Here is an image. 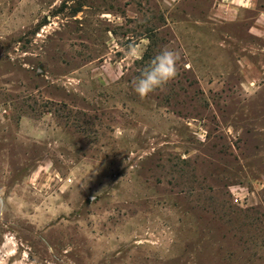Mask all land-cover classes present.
Here are the masks:
<instances>
[{"label":"rangeland","instance_id":"374dc122","mask_svg":"<svg viewBox=\"0 0 264 264\" xmlns=\"http://www.w3.org/2000/svg\"><path fill=\"white\" fill-rule=\"evenodd\" d=\"M0 264H264V0H0Z\"/></svg>","mask_w":264,"mask_h":264},{"label":"clouds","instance_id":"9594fccd","mask_svg":"<svg viewBox=\"0 0 264 264\" xmlns=\"http://www.w3.org/2000/svg\"><path fill=\"white\" fill-rule=\"evenodd\" d=\"M180 60L181 55L178 51L161 49L132 81L134 92L143 100L157 90H166V87L179 75Z\"/></svg>","mask_w":264,"mask_h":264},{"label":"crops","instance_id":"0c3cea01","mask_svg":"<svg viewBox=\"0 0 264 264\" xmlns=\"http://www.w3.org/2000/svg\"><path fill=\"white\" fill-rule=\"evenodd\" d=\"M258 25V24H257ZM256 27V26H255Z\"/></svg>","mask_w":264,"mask_h":264}]
</instances>
